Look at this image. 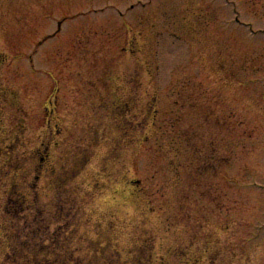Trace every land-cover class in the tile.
<instances>
[{
  "label": "rangeland",
  "instance_id": "obj_1",
  "mask_svg": "<svg viewBox=\"0 0 264 264\" xmlns=\"http://www.w3.org/2000/svg\"><path fill=\"white\" fill-rule=\"evenodd\" d=\"M0 264H264V0H0Z\"/></svg>",
  "mask_w": 264,
  "mask_h": 264
},
{
  "label": "trees",
  "instance_id": "obj_2",
  "mask_svg": "<svg viewBox=\"0 0 264 264\" xmlns=\"http://www.w3.org/2000/svg\"><path fill=\"white\" fill-rule=\"evenodd\" d=\"M10 254V253H9ZM10 259V258H9Z\"/></svg>",
  "mask_w": 264,
  "mask_h": 264
}]
</instances>
